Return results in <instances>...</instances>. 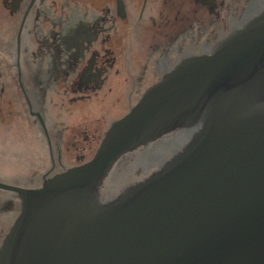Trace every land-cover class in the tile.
<instances>
[{
    "label": "water",
    "instance_id": "obj_1",
    "mask_svg": "<svg viewBox=\"0 0 264 264\" xmlns=\"http://www.w3.org/2000/svg\"><path fill=\"white\" fill-rule=\"evenodd\" d=\"M0 189L21 200L0 264H264V12L150 87L90 161Z\"/></svg>",
    "mask_w": 264,
    "mask_h": 264
},
{
    "label": "flooded vegetation",
    "instance_id": "obj_2",
    "mask_svg": "<svg viewBox=\"0 0 264 264\" xmlns=\"http://www.w3.org/2000/svg\"><path fill=\"white\" fill-rule=\"evenodd\" d=\"M263 12L264 0H0V102L22 99L31 126L43 132L52 166L42 184L65 171L55 170L63 122L44 109L49 93L68 104H137L189 58L212 55ZM90 130L75 133L88 143Z\"/></svg>",
    "mask_w": 264,
    "mask_h": 264
},
{
    "label": "rangeland",
    "instance_id": "obj_3",
    "mask_svg": "<svg viewBox=\"0 0 264 264\" xmlns=\"http://www.w3.org/2000/svg\"><path fill=\"white\" fill-rule=\"evenodd\" d=\"M243 7L239 8L240 12L244 10ZM57 96L49 93V100L44 104L49 118L58 119V123L63 122L60 125L62 131L55 143L56 161L59 157L62 160L58 161L56 172L66 171L91 160L111 122L136 105L135 101H129L123 107L115 106V103L112 105L107 99L96 104H68L57 101ZM9 105L7 101L0 102V110L4 113L0 118V181L25 188L39 187L43 174L52 166L45 136L42 131H36L37 127L31 126L28 108L22 99L18 97L13 106ZM78 126L91 128L88 143H85L84 135L75 133ZM93 128H96V133ZM75 140L79 143L72 147L71 143ZM8 202L16 203L9 207ZM18 204L20 200L17 195L0 190V249L20 213L21 207Z\"/></svg>",
    "mask_w": 264,
    "mask_h": 264
},
{
    "label": "bare ground",
    "instance_id": "obj_4",
    "mask_svg": "<svg viewBox=\"0 0 264 264\" xmlns=\"http://www.w3.org/2000/svg\"><path fill=\"white\" fill-rule=\"evenodd\" d=\"M255 19V18H254ZM14 185V184H13ZM14 186H16V185H14ZM32 188H35V187H32ZM20 200V199H19ZM20 204H21V200H20Z\"/></svg>",
    "mask_w": 264,
    "mask_h": 264
}]
</instances>
